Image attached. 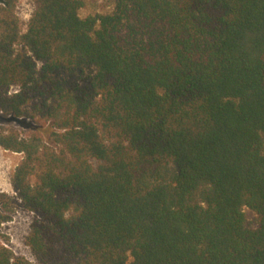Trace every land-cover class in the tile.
I'll return each mask as SVG.
<instances>
[{
	"label": "trees",
	"instance_id": "16d2710c",
	"mask_svg": "<svg viewBox=\"0 0 264 264\" xmlns=\"http://www.w3.org/2000/svg\"><path fill=\"white\" fill-rule=\"evenodd\" d=\"M31 1L22 31L0 0V118L30 129L0 147L37 263L264 264V0Z\"/></svg>",
	"mask_w": 264,
	"mask_h": 264
},
{
	"label": "rangeland",
	"instance_id": "374dc122",
	"mask_svg": "<svg viewBox=\"0 0 264 264\" xmlns=\"http://www.w3.org/2000/svg\"><path fill=\"white\" fill-rule=\"evenodd\" d=\"M15 14L19 20L20 27L23 30L26 28V23L33 11V3L31 0H13ZM84 6L80 9V16L93 15L98 12L106 11L110 5L104 0H83ZM16 87H11L10 92H13ZM7 129L15 130L19 137H27L30 134V129L22 127L17 121L10 118H0V132ZM22 154L5 150L0 147V193H5L17 202L13 204L11 219L4 222L0 226V241L8 247L15 255L22 256L31 264H38L32 255L29 247L25 243V237L29 232L30 225L34 220V213L22 208L20 200L16 198L13 192L10 177L20 162Z\"/></svg>",
	"mask_w": 264,
	"mask_h": 264
}]
</instances>
